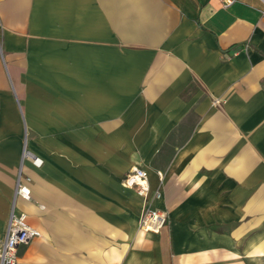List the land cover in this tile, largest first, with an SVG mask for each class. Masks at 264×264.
Wrapping results in <instances>:
<instances>
[{
	"label": "crops",
	"instance_id": "1",
	"mask_svg": "<svg viewBox=\"0 0 264 264\" xmlns=\"http://www.w3.org/2000/svg\"><path fill=\"white\" fill-rule=\"evenodd\" d=\"M0 18V236L13 205L41 233L17 264H264V0H0Z\"/></svg>",
	"mask_w": 264,
	"mask_h": 264
},
{
	"label": "built area",
	"instance_id": "2",
	"mask_svg": "<svg viewBox=\"0 0 264 264\" xmlns=\"http://www.w3.org/2000/svg\"><path fill=\"white\" fill-rule=\"evenodd\" d=\"M225 4L233 0H224ZM219 102V100H215ZM29 153L25 150L23 155ZM34 165L42 162L38 156H31ZM161 176V175H160ZM29 178L19 172L16 186V195L24 199L30 198ZM121 183L133 188L142 199V212L138 221V228L144 233H159L168 222V212L153 206L155 198L160 196L159 190L150 191L148 172L142 167L133 165L122 176ZM40 231L29 224L27 214L24 211L12 207L6 230L0 236V264H17V251L19 246L26 244L34 237L40 236Z\"/></svg>",
	"mask_w": 264,
	"mask_h": 264
},
{
	"label": "rangeland",
	"instance_id": "3",
	"mask_svg": "<svg viewBox=\"0 0 264 264\" xmlns=\"http://www.w3.org/2000/svg\"><path fill=\"white\" fill-rule=\"evenodd\" d=\"M4 36H5L4 26L1 23V18H0V60L2 61V63H3V59L5 58V51H4V47H3Z\"/></svg>",
	"mask_w": 264,
	"mask_h": 264
}]
</instances>
